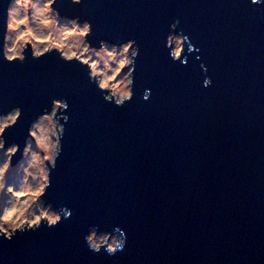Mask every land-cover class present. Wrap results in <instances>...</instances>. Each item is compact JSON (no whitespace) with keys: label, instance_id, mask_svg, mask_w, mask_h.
Segmentation results:
<instances>
[{"label":"water","instance_id":"obj_1","mask_svg":"<svg viewBox=\"0 0 264 264\" xmlns=\"http://www.w3.org/2000/svg\"><path fill=\"white\" fill-rule=\"evenodd\" d=\"M6 4L0 0V30ZM55 6L90 21L94 45L136 40L134 95L120 107L105 103L85 68L54 55L0 61V112L22 109L5 132L9 143L23 146L29 123L53 98L68 101L63 150L44 199L72 210L53 228L0 240V264H264V5ZM174 20L176 34L195 46L186 65L164 48ZM205 75L209 88L201 87ZM93 226L124 231L125 248L112 256L89 251L83 237Z\"/></svg>","mask_w":264,"mask_h":264},{"label":"clouds","instance_id":"obj_2","mask_svg":"<svg viewBox=\"0 0 264 264\" xmlns=\"http://www.w3.org/2000/svg\"><path fill=\"white\" fill-rule=\"evenodd\" d=\"M68 2L80 6L84 0ZM56 3L57 0H7L0 30V61L23 65L26 60L54 55L63 63L75 62L85 68L88 82L102 94L105 103L120 107L130 101L140 53L136 40L119 44L98 40L94 45L89 39L90 21L79 16H62ZM249 3L261 6L264 0ZM179 23L174 20L168 26L164 48L173 63L186 65L195 46L186 35L176 34ZM199 68L202 74L208 71L204 63ZM211 85V77L205 75L201 87ZM150 96L151 89H145L142 99L147 101ZM68 108L67 99L53 98L29 123L22 147L5 139L6 130L14 127L21 117V107L0 112V240L11 241L18 234L36 232L42 225L53 228L70 219V208H54L43 199L63 150ZM83 240L92 253L103 249L112 256L125 248L126 234L119 228L100 232L93 226Z\"/></svg>","mask_w":264,"mask_h":264},{"label":"rangeland","instance_id":"obj_3","mask_svg":"<svg viewBox=\"0 0 264 264\" xmlns=\"http://www.w3.org/2000/svg\"><path fill=\"white\" fill-rule=\"evenodd\" d=\"M43 199H44V197H43ZM44 200H46V199H44Z\"/></svg>","mask_w":264,"mask_h":264},{"label":"bare ground","instance_id":"obj_4","mask_svg":"<svg viewBox=\"0 0 264 264\" xmlns=\"http://www.w3.org/2000/svg\"><path fill=\"white\" fill-rule=\"evenodd\" d=\"M45 201H47V200H45ZM48 202V201H47Z\"/></svg>","mask_w":264,"mask_h":264}]
</instances>
